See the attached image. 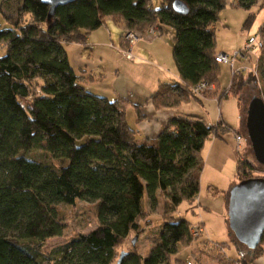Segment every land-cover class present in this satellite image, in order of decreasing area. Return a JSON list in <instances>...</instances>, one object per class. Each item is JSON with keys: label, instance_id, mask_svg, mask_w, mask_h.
<instances>
[{"label": "trees", "instance_id": "trees-1", "mask_svg": "<svg viewBox=\"0 0 264 264\" xmlns=\"http://www.w3.org/2000/svg\"><path fill=\"white\" fill-rule=\"evenodd\" d=\"M16 1L15 14L0 7L5 19L0 24V264H168L179 244L192 241L191 224L176 215L162 222L147 256L134 247L118 262V248L142 230L146 201L155 208L164 195L175 210L198 195L207 137L230 130L243 134L223 120L207 125L179 116L158 137H139L127 120L131 101L89 90L71 65L66 45H86L108 16L137 32L151 24L159 31L170 26L180 80L160 82L149 98L157 107H174L199 98L192 91L197 83H219L215 24L228 0H180L186 12L174 9L176 0H160L158 7L154 0H76L57 7L50 19V6L42 0ZM257 2L231 1L249 10L246 28L257 18ZM256 33L263 47L254 65L264 83V22ZM257 78L251 71L233 73L218 98L235 96L241 102L246 87H257ZM261 93L250 100L264 101V86ZM134 106L139 119L140 105ZM257 169L264 166L239 159V181L260 176L253 174ZM78 200L95 204L99 224L45 251V241L65 229L57 205ZM261 243L239 245V262L253 264L264 252Z\"/></svg>", "mask_w": 264, "mask_h": 264}, {"label": "rangeland", "instance_id": "rangeland-1", "mask_svg": "<svg viewBox=\"0 0 264 264\" xmlns=\"http://www.w3.org/2000/svg\"><path fill=\"white\" fill-rule=\"evenodd\" d=\"M159 2L160 0H154V6L158 7ZM1 6H3V8L7 12L15 14L17 1L11 0L8 2L6 0H0V7ZM248 12L249 10L235 6L231 2H227V5L220 13V20L215 24L217 49L225 48L222 50L227 53H230L232 52L233 48L242 47L244 39L248 34L256 33L258 27L264 21V7L260 8L257 15V19L252 25V27L247 29L243 27V24ZM1 21L4 23L5 19L0 13V24ZM151 27L158 28L156 24H151L147 28H144L142 31L139 30V32L144 33V36L140 38V43H138V45L144 48L148 46L149 50H154V55L158 59L159 56L162 58V60L159 59V62L165 61V68H169L170 70L172 69V71L176 72L177 67L172 54L171 46V34L174 33L173 29L170 26H163V34L160 35L159 31V34L155 36L157 38L155 42L160 41L161 44L158 45L156 43L152 47V44H150L152 41H145V37H147L145 33ZM128 30L135 32L138 31L135 29H127L126 27L124 29L123 24L121 22L115 21L108 16L105 17V23L102 25V27L92 34L94 36L98 35L101 40L103 39V37H106V45L96 46L94 50H91V59H95L94 62L102 66V68H99V70L92 71L93 75L95 74L98 76V78H100L97 79L94 83L99 85L97 88V90H99V93L96 94H105L106 92H108V87L112 86L113 84L127 85L128 82L125 71L119 70L120 68L118 69V63H116V58L120 56V54L126 57L124 51L128 49L131 50L132 44L126 42L122 38L120 44L119 34L123 31L125 32ZM110 45L114 46L111 47ZM86 49L89 50V48ZM158 50L161 51L159 54ZM70 51L71 56H73V48H71ZM258 53V50L252 53L254 60L246 61V63L249 64L250 67H256L254 64L255 57L258 55ZM121 61L122 62H120V67L122 69L124 60ZM146 63L151 65L154 62L149 59L146 61ZM135 64L137 65L138 62H135ZM142 64L144 63H140V65ZM141 74L142 70H140L139 75ZM231 75L232 74L230 67L226 64H220L219 89L221 91L229 87L231 83ZM257 79V87L245 88V93H243L242 95L243 98L242 101L239 102L237 110L234 106V102H236L237 100L233 97L229 99L230 101L226 100L224 104H222V102L205 104L208 106L207 108L213 118L211 124L217 122V114L220 112L219 110L222 109L226 117L227 114L230 116L228 120L229 123L231 122L230 119L236 122L233 123L231 126L235 128H240V132L243 134V140L241 151H238L237 153L239 159H248L255 165H263L255 159L256 150L255 148H253V145L250 142L246 130V122L248 119V111L246 110V108L249 106V100L253 95L261 96V87L264 86L260 75ZM214 84L218 85L219 83ZM93 88L94 90H96V86H94ZM129 119L131 122V112H129ZM209 120L210 119H208L207 121L209 122ZM230 132H232L231 134H233L230 137H233L236 133V131L233 130H230L229 133ZM227 133L228 132L223 133L222 135ZM230 141L233 142L234 139L233 141L232 139H230ZM233 145L236 147V140L233 142ZM204 151H207V143L205 145ZM36 156L40 159L47 160V156L43 152H38ZM210 165L211 166L206 167V176L204 175V179L202 181L200 180L201 183L198 196L200 197V200L202 199L201 203H198L196 199L193 201L194 198L192 200H184L176 207L175 210H172L171 205L169 204V202L166 201L167 199L164 195L159 196V202L155 208H151L149 206L148 201H146L144 203V210L146 211V214L142 215V220L140 221V227L142 230H139L138 233L132 232L120 244L118 252L121 253L122 251L132 250L135 247L140 250L144 256H147L150 253L153 245L156 244V242H158L159 240V230L162 222L165 220L166 217H169V215H176L186 219L191 225L196 224L202 220L204 222L205 230L203 228L202 234L198 236H194L191 234V242H183L182 244H179L177 253L171 256L170 260L168 261V264H233L232 262L224 261L222 263L221 261V258H224L225 252L228 253V255L230 256H235L236 253L235 250L232 248V250L229 251L225 242H230L231 240H234L236 244H239L241 246H245V244H243V242L238 239L237 234L230 228L229 222L227 221L228 214L227 218L223 219L224 216L221 211H217V209L215 208L212 211L206 209V202L209 200L216 199L212 197H219L220 193H222L221 190H218V192H214L217 188L211 187L208 183V181L212 178V173L209 170L212 167V163ZM208 172L211 173V176H207ZM253 174L263 176L264 171L257 169L253 172ZM57 209L59 212V218L63 223H65V229L62 235L51 237L45 241V245L43 247L45 251H54L56 248L70 240L72 237L80 233L89 232L95 227H97V225L99 224L98 218L96 216L95 204L91 201L78 200L74 205L59 203L57 205ZM135 237L137 238L135 243H133ZM261 246L264 248V241L261 243ZM239 264L248 263L240 261Z\"/></svg>", "mask_w": 264, "mask_h": 264}, {"label": "crops", "instance_id": "crops-1", "mask_svg": "<svg viewBox=\"0 0 264 264\" xmlns=\"http://www.w3.org/2000/svg\"><path fill=\"white\" fill-rule=\"evenodd\" d=\"M231 1L233 0H228V2H231ZM262 7H264V0H258L257 5L254 7L253 11H256L258 13L260 8ZM121 23L123 24V22ZM123 28L125 29L124 24H123ZM163 29L164 27L161 28L160 35L163 34ZM97 30H99V28L92 31L88 35L86 45H83L80 43H71V44L66 45V50H67V54H68L71 65L73 66L77 74L80 76L81 82L89 90H91L94 93H99L98 92L99 90H97L99 85L94 84V83L97 79H100V78H98V76L95 74L93 75L92 71H97L99 70V68H102V66L95 63L94 62L95 59L94 60L91 59V50H94L96 46L106 45V37H103V39L101 40V38L98 35H95V36L92 35ZM123 32L119 34L120 44H121V35ZM171 35H172L171 46H173L174 33ZM248 35H251V34H248ZM247 36L245 37L244 41L246 40ZM146 40L148 42L152 41L150 43L152 44V47L156 43L158 45L161 44L160 41L155 42L157 40L156 37L147 36L145 37V41ZM139 41L140 39L134 42L131 46V51L135 56L133 60H127L126 57H124L122 54H120V56L116 58V63H118V69L120 68L119 70L125 71L127 82H128L127 85L126 84H122V85L113 84L112 86L108 87L107 89L108 92H106L107 94L106 93L103 94L109 99H115L117 97H125L131 101V103L129 104L126 110L127 120L132 127L138 130L139 137H147V138L158 137L165 130L167 125L174 119L178 118L179 116L200 118L207 125L211 124L212 123L211 121H213L212 120L213 118L207 108L208 106L205 103L208 104V103H219V102L221 103L222 102V104H224L226 100H229L231 99V97H233L237 100L236 102H234L235 109L237 110L238 105H239V100L237 99V97L229 96V97L222 98V99L218 98L219 94L222 92L219 89L220 82L218 85L214 84L213 88L211 89L212 91L211 93H209V95L200 96L199 98H196V97L190 98L189 100H186L182 102L181 104L174 106V107L155 106L152 100L149 98V96L155 90H157L160 82H175V81L180 80V77H179L178 71L175 72V71H172V69L170 70L169 68H165L164 66L166 63L165 61L159 62L160 60H162V58L158 55L160 59L159 60L154 55L155 54L153 52L154 50H149L148 46H146L145 48L142 46H139L138 45V43H140ZM71 48H73V52H74L73 56H71V53H70ZM86 48H89V50H87ZM240 48L241 47L233 48L232 51H235ZM222 49H225V48H221V49L216 48V51L225 52ZM160 52L161 51L158 50V54ZM149 59L152 60L154 63L151 65L147 64L146 61ZM121 60H124L122 69L120 67V64H121L120 62H122ZM135 62H138V64L136 65ZM140 63H144V64L140 65ZM140 70H142L141 75H139ZM94 86H96V90H94L93 88ZM135 103L140 105L139 110H140L141 117L139 119L137 116L136 108L134 106ZM219 111L220 112L217 114L218 120H223L224 123L228 122L227 124L230 126L233 123H236L230 119V121L232 122V123L230 122L231 123L230 124L228 121L230 116L227 114V117H226L222 109ZM129 112H131V122L129 119ZM208 119H210L209 122L207 121ZM232 128H235V127H232ZM231 133L232 132L230 133L228 132L227 134H224L221 137L214 136L213 134H211L205 140V144L201 152V155L204 161V167H203V172L201 173L200 180L202 181L204 179V175L206 174V167L211 166L210 164L212 163V167L211 169H209L212 173V178L208 181V183L211 187L217 188L215 189L214 192H218V190L222 191L219 197L213 196L212 198H216V199L209 200L206 202V209L212 211L215 208L217 209V211H221V213H223V216H224L223 219L227 218V214H228L229 190L234 184L240 182L239 177H238V172H237V161L239 160V157L237 156L238 150L233 145V142L235 141V137L234 136L230 137L233 135ZM230 139H232V141L234 139V141L231 142ZM206 143H207V151H204ZM211 173L208 172L207 176H211ZM195 199L198 201V203H201L202 199L200 200V197L198 195L193 199V201ZM227 221L229 222L228 218H227ZM198 223H200L205 230L204 222L201 220ZM263 240H264V237H263ZM225 243L229 251L234 249L236 253H235V256H230L228 255V253L225 252L224 258H221L222 263L224 261L225 262L231 261L233 264H239V259H238L239 258V254H238L239 244L237 245L234 242V240H231L230 242H225ZM248 264H252V263H248ZM253 264H264V252L254 260Z\"/></svg>", "mask_w": 264, "mask_h": 264}, {"label": "water", "instance_id": "water-1", "mask_svg": "<svg viewBox=\"0 0 264 264\" xmlns=\"http://www.w3.org/2000/svg\"><path fill=\"white\" fill-rule=\"evenodd\" d=\"M76 0H42L50 6V19L57 7ZM173 7L178 12L188 10L184 2L176 0ZM246 122L247 135L255 148V159L264 166V101L255 96L249 101ZM228 219L230 228L249 248H256L264 234V176L244 179L229 190ZM136 238L133 240L135 243ZM121 252L120 259L125 254Z\"/></svg>", "mask_w": 264, "mask_h": 264}, {"label": "built area", "instance_id": "built-area-1", "mask_svg": "<svg viewBox=\"0 0 264 264\" xmlns=\"http://www.w3.org/2000/svg\"><path fill=\"white\" fill-rule=\"evenodd\" d=\"M147 36L155 37L159 34L158 28L151 27L146 33ZM144 36V33L135 32V31H125L122 33L121 38L126 42L133 44L138 39ZM113 47L114 45H110ZM263 47V42L260 39L259 34H251L244 41L242 47L230 53L227 52H218L215 55V60L221 64H226L231 69V74L238 72H249L251 71L258 77V71L256 67H250L249 64L246 63L250 58V54L259 51ZM125 56L129 60L134 59V54L131 50L124 51ZM214 84H209L206 81H201L192 87V91L196 96H203L204 93L210 89H212ZM236 140V148L238 151H241L242 148V135L238 133L234 134ZM190 232L194 236L201 235L203 232V226L200 223L192 224L190 226ZM264 237V234H263Z\"/></svg>", "mask_w": 264, "mask_h": 264}]
</instances>
